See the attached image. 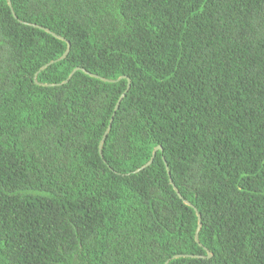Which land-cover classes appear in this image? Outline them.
I'll list each match as a JSON object with an SVG mask.
<instances>
[{
  "label": "trees",
  "instance_id": "16d2710c",
  "mask_svg": "<svg viewBox=\"0 0 264 264\" xmlns=\"http://www.w3.org/2000/svg\"><path fill=\"white\" fill-rule=\"evenodd\" d=\"M9 1L0 264H264V0Z\"/></svg>",
  "mask_w": 264,
  "mask_h": 264
},
{
  "label": "water",
  "instance_id": "95a60500",
  "mask_svg": "<svg viewBox=\"0 0 264 264\" xmlns=\"http://www.w3.org/2000/svg\"><path fill=\"white\" fill-rule=\"evenodd\" d=\"M7 5H8V7H9L10 10H11V5H10V1H9V0H7ZM11 12H12V11H11ZM12 15H13V14H12ZM13 16H14V15H13ZM28 25L31 26V27H33V28L40 29V30L44 31L45 33L51 35L52 37H54V38H56V39H59V40H61V41H65L63 38H61V37H59V36H57V35L51 33V32H50L49 30H47V29L41 28V27L36 26V25H34V24H28ZM69 47H70V46H69L68 42H66V50H65V52L63 53V55H62L58 60H56V61H51V62L45 64L44 66H42V67L38 70V72L35 73V75H34V81H35V79H36V75H37L40 71L46 69L48 66L52 65L53 63H56V62L62 60L63 58H65L66 55L68 54ZM79 70H82V69H80V68H75V69L69 74V76L67 77V79H66L64 82H62L61 84H66V83L71 79L72 75H73L76 71H79ZM82 71H83V70H82ZM88 75L91 76V77H94V78L100 79V80H102V81H107V82H117V81H119V80L122 79V78H123V79H126V80H127L126 89H125L124 93L120 96V98H122V97L125 95V93L127 92V90H128L129 87H130L129 80H128L127 78H125V77H121V78L117 79L116 81H109V80H105V79H103V78H100V77L95 76V75L90 74V73H89ZM35 83H36V81H35ZM36 84H38V83H36ZM39 85H40V84H39ZM42 86H52V85H42ZM119 103H120V99H119V100L117 101V103L115 104L114 111H116V109L118 108ZM113 113H114V112H113ZM111 123H112V118L110 119L109 124H108V126H107V128H106V130H105V132H104V134H103V136H102V138H101V140H100V142H99V146H98V151H99V152H100L101 147H102V144H103V142H104V140H105V138H106V136H107V134H108V132H109V130H110ZM160 150H161V147H160V146H157L156 148H154L153 151H152L151 158L149 159V161H148L144 166H142L141 168H139L138 170H136L134 173H137V172H139V171H141V170L147 168L148 166H150L151 163H152V161H153V159H154V156H155L156 151H160ZM163 163H164V166H165V169H166L167 175H168L167 165H166V163H165L164 161H163ZM169 183H170V185L172 186V189L174 190V192L176 193V195H177L178 197H180V195H179L177 189L173 186V184H172V182H171L170 179H169ZM183 203H184L186 206L192 208V209L195 211V209L193 208V206L190 205L188 202L184 201ZM196 217H197V228H196L195 233H194V241L198 244V238H197V235H198V231H199V229H200V221H199V220H200V217H199V215H198L197 213H196ZM176 257H178V256H176ZM181 257H198V256H188V255H186V256H181ZM208 257H210V254H209V253H207V258H208Z\"/></svg>",
  "mask_w": 264,
  "mask_h": 264
}]
</instances>
